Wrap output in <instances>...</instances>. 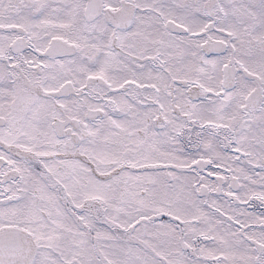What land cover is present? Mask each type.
<instances>
[{
	"label": "snow or ice",
	"instance_id": "1",
	"mask_svg": "<svg viewBox=\"0 0 264 264\" xmlns=\"http://www.w3.org/2000/svg\"><path fill=\"white\" fill-rule=\"evenodd\" d=\"M0 264H264V0H0Z\"/></svg>",
	"mask_w": 264,
	"mask_h": 264
}]
</instances>
